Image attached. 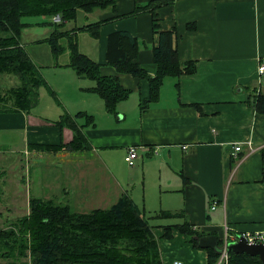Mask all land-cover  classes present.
Masks as SVG:
<instances>
[{
  "label": "crops",
  "instance_id": "crops-1",
  "mask_svg": "<svg viewBox=\"0 0 264 264\" xmlns=\"http://www.w3.org/2000/svg\"><path fill=\"white\" fill-rule=\"evenodd\" d=\"M150 1L156 0H117L115 10H95V20H109L101 24L97 38L86 32L92 39L90 50L86 48L88 55L100 64V73L117 76L122 86L130 90L129 96L116 105V114L104 109L101 127L94 123L83 129L90 143L86 150L99 152L102 160L97 167L108 169L111 163L108 152H116L125 164L126 147L132 144L138 152V163L120 177L118 170L115 174L111 169L98 172L90 161L87 163L76 155L78 151L57 150L56 157L65 158L56 160L60 164L53 176L56 196L68 194L81 207L99 208V203H105L101 208H106L126 193L147 212L182 211L183 218L193 227L219 239L224 237L225 226L231 235L263 230L264 114L248 105L247 90L257 87L264 94V83L259 81L256 70L258 59L264 56V0H167V5L156 8L159 29H173V47L180 61H194L196 69L191 74L166 78L158 101L140 112L141 103L149 96L148 82L117 73L108 64L107 37L118 30L136 37L140 43L137 62L154 75L152 48L158 35L152 32L151 13L120 16L132 11L136 4ZM190 24L194 27H189ZM40 39L21 44L44 79L52 81L45 71L56 70L57 95L64 83L69 86L62 97L76 107L72 115L85 111L87 100L102 104L98 95L82 89L92 86L93 81L65 65L68 54H61L60 65L54 66L50 51V55L38 51L44 44ZM43 55L50 59L40 66L38 62ZM41 89L45 87L39 89L37 105ZM32 108L29 112H0V134L5 135L10 145L22 142L27 149L29 143L59 144L71 139L70 129L61 130L50 121L58 112ZM80 119L78 122L82 123ZM246 141L251 142L253 151L249 152ZM237 142L243 145L234 158L232 145ZM142 153L152 166L149 172L157 171L155 178L146 173V162L142 173H137ZM148 175L151 179H146ZM212 201L216 202L214 208ZM156 219L158 226L181 221ZM154 233L161 237L163 227ZM162 240L159 250L163 264H172L175 259L182 264H206V251L185 243L177 229L172 230L171 239Z\"/></svg>",
  "mask_w": 264,
  "mask_h": 264
},
{
  "label": "trees",
  "instance_id": "trees-1",
  "mask_svg": "<svg viewBox=\"0 0 264 264\" xmlns=\"http://www.w3.org/2000/svg\"><path fill=\"white\" fill-rule=\"evenodd\" d=\"M117 0H0V74L17 77L20 84L0 91V112H29L39 100L41 87L55 95L42 76L39 68L21 44V21L24 15H53L59 12L63 22L75 21L79 10L85 14L110 8L115 10ZM167 0L136 4L134 9L122 17L149 11L152 15V32L158 35V42L152 48L155 73L150 75L139 65L140 49L138 39L124 30L109 33L107 37L106 60L117 73L132 75L138 80L145 79L149 85L148 99L140 105V112L158 101L160 90L166 78H177L195 71L194 61L181 62L173 47V29L160 30L155 9L167 5ZM118 16V17H120ZM109 19L85 23L72 29H63V22L55 24L51 33L39 40L47 44L54 58V66L63 53L68 54L66 66L77 75H84L93 81L86 90L97 94L103 101L106 112L116 114V105L125 100L130 90L123 87L117 76L100 73V64L81 52L77 43V32L85 31L93 38L98 37L99 27ZM194 27L193 24L188 25ZM247 103L258 113L264 114V94L257 87L247 90ZM9 103L6 105L4 103ZM196 108L199 106L194 104ZM83 122L79 123L78 119ZM61 130L68 128L71 139L59 144L29 143L27 149L56 152L60 149L82 151L90 148L83 129L94 126L93 115L78 111L67 112L57 120H50ZM2 146L0 144V150ZM29 212L17 218L7 228L0 229V257L19 259L29 256L31 264H163L152 218H175L179 222L160 225L161 238L171 239L172 230L185 237L194 248L207 253L206 264H214L219 252L212 248H200L196 237L205 233L185 220L182 211H146L139 207L129 194H122L115 203L106 208H94L80 212L69 203L52 199L30 197ZM213 234V233H212ZM221 244V239H218ZM229 264H262L257 256L236 254L229 251ZM26 264V263H21Z\"/></svg>",
  "mask_w": 264,
  "mask_h": 264
},
{
  "label": "rangeland",
  "instance_id": "rangeland-1",
  "mask_svg": "<svg viewBox=\"0 0 264 264\" xmlns=\"http://www.w3.org/2000/svg\"><path fill=\"white\" fill-rule=\"evenodd\" d=\"M95 13L93 14H85L83 11L79 10L77 13V17L75 21L68 20L64 21L63 23V29H71L74 27H79L83 25L86 22L94 21L95 19ZM52 15H24L22 16L21 21L25 23V25L22 28V35H21V42L22 43H31L32 41L38 39V38H44L45 36H48L50 32L55 28V24L51 22ZM96 21V20H95ZM89 39V40H88ZM88 40V41H87ZM87 41V43H86ZM92 41V39L87 35L86 32H77V43L79 50L85 54H89L87 52V49L90 48L89 43ZM43 46H40L38 51L46 52L47 55L49 53V48L47 44H42ZM87 48V49H86ZM90 50V49H89ZM91 52V51H90ZM50 59L49 56L46 57V55L41 57V61L38 62V65H43V62L45 63L46 60ZM49 76L52 77V81H48L47 83L50 85L51 89L55 92V95L51 94L48 90L41 89L40 91V102L37 106H35L34 110H43L49 112L50 109H53V112H58L55 116V120L59 118V116L65 112L72 113L75 112L76 107L72 106V103L70 104L69 101L64 99L62 96L69 90V86L66 85V83L63 84L62 91L57 92L56 94V70H46L45 71ZM52 82V83H51ZM20 84V81L17 77L13 75H7V74H0V91H4L7 88L11 86H16ZM87 87H83L82 89L86 91ZM88 91V90H87ZM86 91V92H87ZM93 93V92H92ZM84 95H86L84 93ZM89 95V93H88ZM97 95V94H96ZM87 100V99H86ZM73 102V101H72ZM8 103V102H7ZM9 106V105H8ZM45 107V108H43ZM33 111V108L32 110ZM85 111L93 115L94 123H96L97 127H101L102 123H100V117L104 115V108L100 103L96 102H90L86 101V108ZM74 115V114H73ZM82 120V119H80ZM91 128V126H87ZM87 127H84L87 128ZM0 144L2 146V149L0 150V229L1 228H7L10 226L12 222L17 220L19 217H23V215L27 214L29 212V205L28 200L30 197H41L44 199H52L56 202H62V203H69L71 208H73L76 211L86 210L83 212H88L92 210L94 207H81V205H78L75 201L71 200V196L67 194L56 196V182L53 180V176H56V169H60V164L56 162V160H64L63 157H60L57 155L56 152L53 153V151H30V153L25 149L26 147L22 145V142L14 143L13 145H10L8 141H6V137L4 134H0ZM61 150V149H60ZM115 151L114 149H112ZM76 155L85 160V162L88 163L90 161L92 163V168L97 167L98 163H101L100 157L101 155L99 152H91L87 150H82L75 152ZM110 156V162L109 168L106 170L105 168H98V172L102 171H109L112 170V173L115 174V170H118L117 172L123 175L128 174L130 171L129 166L125 163H121L119 160V156L116 152H108ZM90 155H92L90 157ZM63 156V155H62ZM140 162L138 166H140L139 169H137V173L140 175L142 173V166L144 169V162L146 173L149 175H153L155 178V174L157 171L151 170V165L149 164L148 159L145 156V153H142ZM77 158L78 161L80 159ZM145 160V161H144ZM143 161V162H142ZM82 162V161H80ZM89 162V163H90ZM136 162L138 163L137 159ZM135 162V165H136ZM112 165H115L116 167H111ZM134 165V166H135ZM88 169L87 167L85 176L88 175ZM149 172V173H148ZM110 173V174H112ZM146 176V179H151L150 176ZM94 176H97L95 174ZM121 177V176H120ZM84 178V176H83ZM134 184V183H133ZM132 186V185H131ZM137 188L140 186L137 184L135 185ZM209 201V200H208ZM213 203V201H212ZM212 205V204H211ZM99 208L104 207L105 203H99L97 205ZM141 207V205H138ZM157 221L159 219L150 217L148 219V222L153 225V230H155L159 227L156 225ZM161 237L157 236L158 245L160 246V241H163ZM182 238L184 239L185 243L191 244L185 240V237L182 235ZM197 249V248H196ZM29 256L26 255L24 257H21L19 259L16 258H1L0 257V264H31L29 260Z\"/></svg>",
  "mask_w": 264,
  "mask_h": 264
},
{
  "label": "built area",
  "instance_id": "built-area-1",
  "mask_svg": "<svg viewBox=\"0 0 264 264\" xmlns=\"http://www.w3.org/2000/svg\"><path fill=\"white\" fill-rule=\"evenodd\" d=\"M51 22L53 24H58L63 22L62 16L59 12H56L52 15ZM257 75L259 81L264 83V56L258 59L257 64ZM245 144L248 147L249 152L253 151V147L251 146L250 141H246ZM243 143L237 142L232 145L231 156L236 157L237 153L241 151ZM182 148H186L183 146ZM138 158V152L136 146L129 145L126 147V153L124 156L125 163L129 167H133L135 165L136 159ZM216 206V202L213 201L211 208ZM239 236H243L245 241L248 244H257L264 243V229L263 230H253V231H245L240 233L239 235H231L228 233V228L225 226L224 228V237L221 239V244H219V254L214 264H229L230 263V255L228 250V243L234 240H237ZM172 264H182V262L178 259L173 260Z\"/></svg>",
  "mask_w": 264,
  "mask_h": 264
},
{
  "label": "water",
  "instance_id": "water-1",
  "mask_svg": "<svg viewBox=\"0 0 264 264\" xmlns=\"http://www.w3.org/2000/svg\"><path fill=\"white\" fill-rule=\"evenodd\" d=\"M216 235L204 234L196 237L197 244L200 248H212L219 252V243ZM228 250L236 254H246L249 256H257L259 261L264 264V243L248 244L243 236H239L237 240L228 243Z\"/></svg>",
  "mask_w": 264,
  "mask_h": 264
}]
</instances>
